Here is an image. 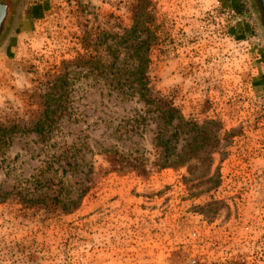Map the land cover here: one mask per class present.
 <instances>
[{
	"label": "rangeland",
	"instance_id": "obj_1",
	"mask_svg": "<svg viewBox=\"0 0 264 264\" xmlns=\"http://www.w3.org/2000/svg\"><path fill=\"white\" fill-rule=\"evenodd\" d=\"M36 1L11 2L0 31V124L27 126L63 63H95L71 68L70 114L49 138L0 143V195L16 193L0 201V264H264L257 0H47L19 37ZM138 5L149 29L128 37ZM137 37L151 96L189 125L102 75L97 60L133 70Z\"/></svg>",
	"mask_w": 264,
	"mask_h": 264
},
{
	"label": "trees",
	"instance_id": "obj_2",
	"mask_svg": "<svg viewBox=\"0 0 264 264\" xmlns=\"http://www.w3.org/2000/svg\"><path fill=\"white\" fill-rule=\"evenodd\" d=\"M14 0H0L1 3L7 6V15L9 11V5ZM147 11H145L140 5L137 6V9L134 14L132 29L126 34L128 37L130 35H139L140 33H147L149 29L146 25ZM139 18L140 19L139 21ZM6 19V18H5ZM142 21L144 23H142ZM5 23V20L1 26V29ZM0 29V31H1ZM239 29V30H238ZM245 27L242 29L240 27L235 28V33L237 36L242 37L245 35ZM138 43L135 46V62L136 65L133 70L130 72L125 69L116 68L115 63H110L108 65L101 64L97 60L98 65H100L101 73L104 77L110 79L111 82H115V86H120V91L122 99L133 98L136 94L139 100H142L144 104L150 105L153 107L154 111L159 114V117L164 120L167 124H170L175 119L178 120V127H183L184 125H189L187 122L183 121L179 113L173 109L171 106L167 105L162 98H155L151 96V91L149 89L146 70L149 65V49H150V40L146 39L139 40L137 37ZM90 62L85 57H81L74 61L63 63L62 70L56 73L50 80L44 84V89L40 92V103H39V112L37 116L32 119L27 126H22L18 123H7L0 124V143H7L8 137H11L16 133H28L32 132L40 137L49 138V134L54 131L59 122L66 116L70 114V105H71V92L73 79L71 78V68L86 67ZM188 131L197 132V128L192 124ZM175 158H180L176 156ZM175 159L169 161L168 166L176 165ZM16 193L13 191L6 192L0 195V201L6 202L10 198H15ZM73 204V203H72ZM74 206L76 205L73 204Z\"/></svg>",
	"mask_w": 264,
	"mask_h": 264
},
{
	"label": "crops",
	"instance_id": "obj_3",
	"mask_svg": "<svg viewBox=\"0 0 264 264\" xmlns=\"http://www.w3.org/2000/svg\"><path fill=\"white\" fill-rule=\"evenodd\" d=\"M48 10V1L47 0H38L34 3H32L28 8L24 11V17L22 18V21L19 22L18 25V35L19 37H22L23 35H26L31 30V25H35V22L41 19L46 11ZM18 45L15 44V41L11 40L10 43L6 45L5 54H7L9 57L14 56V52L16 51ZM258 57L256 60H260L261 56L263 57L260 62H257L256 68H259L261 71L258 72L259 75L253 80V87L254 90L258 93L264 92V50L260 51L257 50Z\"/></svg>",
	"mask_w": 264,
	"mask_h": 264
},
{
	"label": "water",
	"instance_id": "obj_4",
	"mask_svg": "<svg viewBox=\"0 0 264 264\" xmlns=\"http://www.w3.org/2000/svg\"><path fill=\"white\" fill-rule=\"evenodd\" d=\"M257 2L260 6L264 21V0H257ZM6 15H7V6L0 2V29L6 18Z\"/></svg>",
	"mask_w": 264,
	"mask_h": 264
}]
</instances>
